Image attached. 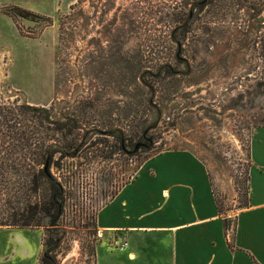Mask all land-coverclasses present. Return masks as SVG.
<instances>
[{
  "label": "rangeland",
  "instance_id": "obj_1",
  "mask_svg": "<svg viewBox=\"0 0 264 264\" xmlns=\"http://www.w3.org/2000/svg\"><path fill=\"white\" fill-rule=\"evenodd\" d=\"M134 126L147 154L115 145ZM258 127L264 0H0V229L39 223L26 229L42 233L38 264L44 238L58 264H96L97 211L167 150L206 165L232 229ZM51 154L55 227L39 172Z\"/></svg>",
  "mask_w": 264,
  "mask_h": 264
},
{
  "label": "crops",
  "instance_id": "obj_2",
  "mask_svg": "<svg viewBox=\"0 0 264 264\" xmlns=\"http://www.w3.org/2000/svg\"><path fill=\"white\" fill-rule=\"evenodd\" d=\"M249 152L248 207L227 232L196 155L167 150L146 160L96 213V264H264V127L254 130ZM114 238L128 246L109 247ZM41 250L40 230L0 229V264H38Z\"/></svg>",
  "mask_w": 264,
  "mask_h": 264
},
{
  "label": "trees",
  "instance_id": "obj_3",
  "mask_svg": "<svg viewBox=\"0 0 264 264\" xmlns=\"http://www.w3.org/2000/svg\"><path fill=\"white\" fill-rule=\"evenodd\" d=\"M12 10L14 11L15 14H12V16H10V17L13 19H15L16 16H18L20 18H25V15L26 16L27 15L32 16L31 13L23 11L19 7H14ZM33 16H35L36 18H39L36 15H33ZM142 133H143V130L138 129L137 126H134L133 130L130 132V134L128 136L117 137L115 145H117V147L119 149L122 148L123 151L129 150L130 152H132L136 145L143 143V144L147 145L146 150H144L143 147H138L137 150L144 151L147 154L149 152V150L152 149V146H150V144H148V140L144 141V137L142 136ZM136 154H137V151L134 154H131V156H134ZM155 155H153V156H155ZM153 156L143 157L144 160L142 163H144L146 160H148L149 158H151ZM42 162L44 163V165H46L47 171L44 172V170H40L39 172L46 179V182L48 184L49 199H48L46 205L50 206L48 208H45L44 212L47 215V217L51 218V221H52L51 226L55 227V226H57V223H58V221H59V219L63 213L62 188L59 185V183H57L56 179H54V177L49 172L50 168L56 164L55 161L53 160L52 154L49 156L47 161H46L45 157H43ZM141 164L138 166L137 170L140 168ZM248 182H249V176H248ZM248 197H249V195H248ZM216 203H217V207H218V211H219L220 216L224 218L223 219L224 229L227 232V230H228L227 220L228 219L224 216V214L222 212L221 205L219 204L217 197H216ZM247 207H248V202L242 207V209H245ZM52 210H54V211H52ZM32 227L39 228L40 224L39 223H36L35 225L26 224V225H22V227H18V228L27 229V228H32ZM43 241H44L43 245L45 247V251L43 252V255L40 257V264H58V262L56 260V255H55L54 238H50V239L44 238Z\"/></svg>",
  "mask_w": 264,
  "mask_h": 264
},
{
  "label": "built area",
  "instance_id": "obj_4",
  "mask_svg": "<svg viewBox=\"0 0 264 264\" xmlns=\"http://www.w3.org/2000/svg\"><path fill=\"white\" fill-rule=\"evenodd\" d=\"M110 244L112 248L118 250H124L128 246V243L124 239H119V238L112 239Z\"/></svg>",
  "mask_w": 264,
  "mask_h": 264
}]
</instances>
